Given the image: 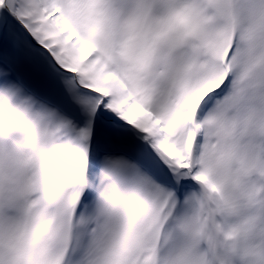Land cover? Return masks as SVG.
Wrapping results in <instances>:
<instances>
[{"label":"snow or ice","instance_id":"1","mask_svg":"<svg viewBox=\"0 0 264 264\" xmlns=\"http://www.w3.org/2000/svg\"><path fill=\"white\" fill-rule=\"evenodd\" d=\"M258 95L264 0H0V264H264V145L203 159Z\"/></svg>","mask_w":264,"mask_h":264},{"label":"clouds","instance_id":"2","mask_svg":"<svg viewBox=\"0 0 264 264\" xmlns=\"http://www.w3.org/2000/svg\"><path fill=\"white\" fill-rule=\"evenodd\" d=\"M260 125H264V99L259 95L240 104L222 99L203 126V159L209 184L225 188L233 183L244 184L249 146L264 145V133L258 131ZM234 242L243 244L244 235L229 240Z\"/></svg>","mask_w":264,"mask_h":264}]
</instances>
